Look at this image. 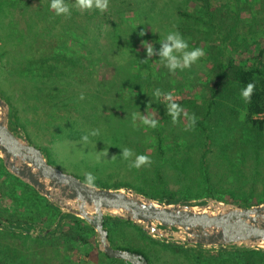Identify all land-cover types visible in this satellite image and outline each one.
<instances>
[{
    "label": "rangeland",
    "instance_id": "obj_1",
    "mask_svg": "<svg viewBox=\"0 0 264 264\" xmlns=\"http://www.w3.org/2000/svg\"><path fill=\"white\" fill-rule=\"evenodd\" d=\"M4 1L7 4L0 18V93L13 108L19 132L29 143L43 148L50 165L84 182H89L87 177L91 175L89 183L101 188L128 187L153 197L164 191L175 193L178 201L213 198L224 202L231 199L229 203L236 204L242 197H247L249 203L264 200V131L256 135L246 129L242 93L229 102L221 101V106L202 123L203 128L195 127L189 116L160 124L155 111L159 98H192L198 95L191 91L194 86L211 84L208 73L213 59L231 57L237 64H245L264 50V0H208V12L200 0H107L103 11L95 6L82 9L77 0H62L69 13L60 15L50 8L52 0L0 3ZM37 13L35 28L43 39V26L48 24L50 33L45 39L46 44H57L54 54L79 59L75 78L65 77L66 87L59 93L60 98H69L66 108L61 101L47 105L49 100L33 97L47 84L54 87L57 79L46 80L38 71L19 73L14 69L15 56L24 52L18 46L12 50L18 35H13L9 25L26 29ZM71 15L76 34L71 29ZM91 18L93 26L99 28L97 34L85 30L93 28ZM169 36L187 47L176 49ZM165 46L172 48L175 68H170L169 57L161 55ZM88 48L92 52L86 55ZM197 48L204 55L185 66L184 57ZM87 62L91 64L89 70L84 69L89 66ZM107 85L113 87L107 89ZM84 94L101 99V105L94 109L97 118L107 120L108 111L112 114L102 137L98 143L56 138L57 123L82 120L77 108L71 106L75 103L72 97ZM255 119L264 120V114ZM120 121L123 125L117 128ZM158 135L163 140L161 151ZM141 155L148 157V162L133 167ZM57 217L58 212L44 201H37L29 188L8 175L0 160V224L38 232L52 226ZM63 221L42 240L35 233L22 234L0 225V260L5 259V250L18 249L30 255L31 261L38 253L45 264H112L93 242L65 241L60 233L69 223ZM113 230L115 245L143 250L151 264H232L228 256L232 251L200 252L190 248L175 252L132 228L120 226ZM84 232L87 238L94 236L89 227Z\"/></svg>",
    "mask_w": 264,
    "mask_h": 264
},
{
    "label": "water",
    "instance_id": "obj_2",
    "mask_svg": "<svg viewBox=\"0 0 264 264\" xmlns=\"http://www.w3.org/2000/svg\"><path fill=\"white\" fill-rule=\"evenodd\" d=\"M9 114V105L0 94V159L6 171L61 215H72L90 225L97 248L106 257L148 264L141 254L111 246L104 228L106 217L131 222L165 245L264 252V201L249 207L213 198L166 203L128 187H98L50 165L40 147L10 129ZM58 221L42 233H29L46 235Z\"/></svg>",
    "mask_w": 264,
    "mask_h": 264
},
{
    "label": "trees",
    "instance_id": "obj_3",
    "mask_svg": "<svg viewBox=\"0 0 264 264\" xmlns=\"http://www.w3.org/2000/svg\"><path fill=\"white\" fill-rule=\"evenodd\" d=\"M200 1L202 2L201 4L202 8H204L208 12L209 9L208 0H200ZM6 4H7L6 1H4V3H0V18L3 15L2 12ZM46 7L49 8V4ZM37 15L38 13L36 14L35 19L33 18V20L31 21H29L30 19L28 20L29 24H27L28 27L26 29L19 30L18 28H16L18 27L17 24L9 25L10 28L8 29L13 33V35L16 36L18 35V42L17 44H14V46H12L14 48L12 50L16 51L15 48L18 46L19 50H23L24 52L19 56H15L17 62L14 65L15 66L14 69H18L19 73L24 71H30V72L38 71L40 75H43V78H45L46 80L57 79L58 82L55 84L54 87H51L50 84H47L46 87L39 88L38 93L33 95V97L40 96L45 101L49 100L47 105L49 104L54 105V102L59 103L61 101L60 103L62 104V107L66 108L67 107L66 101L67 100L69 101V98H60L59 93L61 91H64V88L66 87V83H64L65 77H70L73 79L75 78V72H74L76 68L75 63L78 62L79 59L74 61V59L71 57L66 58L64 56V53L58 55L54 54L55 52L54 50L56 49L57 44L55 43L56 46L52 42L46 44L45 37L49 36L50 33V30L48 32V24L43 26L44 27L42 32L43 39L39 36V33L35 28L38 22ZM182 15L185 17H191L192 19H196L197 21L201 19L199 17H195L192 14H188V13H182ZM71 17H72L70 24L71 29L74 30V33L76 34L77 27L74 26V23L72 21L73 15H71ZM92 18L91 21H89V23L92 24L93 26ZM98 29H99L98 27H94V26L92 29H90L89 27L88 28L85 27V30L87 32L93 34H97ZM95 42L96 39L93 42H90V45H93ZM90 48L92 49V46H90ZM91 52L92 50H89V48L88 50L85 51L86 55H88ZM97 52L103 53L100 49H97ZM87 63H89V66L88 67L84 66V69L89 70L91 64L90 62ZM211 63H212L211 68L209 69V73H208V76L210 77L211 80V84L207 82L203 86L196 85L191 89V91L193 90L194 92H197L198 95L196 94L192 98H187L186 96H182L180 100H172V99L164 100L163 98H159V100L155 105V111L158 117L157 120L158 123L160 124L174 123L177 120L182 119L184 116H189L191 117L192 123L195 127L203 128L202 123L208 119L209 115L211 114L214 108L218 109L221 106L220 105L221 101L229 102L232 99H236L238 93H242L243 90H245L249 84H252L254 87L252 89L250 98L246 100L242 96L244 103V111H245L244 125L250 133L261 135L262 132L264 131V120H257L255 119V117L264 113V50H261L257 56H252L251 58H249L245 64H237L234 61V59L231 57H227L225 59L215 58ZM144 79L148 81V78H144ZM47 83L49 82L47 81ZM61 83H64V86H60ZM112 87L113 86L111 85H107V89H111ZM2 98L4 99L3 96ZM5 101L8 103L10 110L9 127L12 131L16 133H20L19 131L21 127L14 120L13 108L8 100ZM72 101H75V103L71 106V108H77V111L81 115L82 120H79L77 122L76 121L68 122L67 119H65V122L59 124L57 123L55 126L56 138L57 137L67 138L68 140H83L84 142L90 141L93 143L94 142L98 143V140L100 139V137H102V129L106 125H109L108 124L109 119L112 120L111 112L108 111V114L106 115L107 120H100L99 118H97V114L96 112H94V109H97L101 105V99L97 98V96L95 95L89 96L88 94H84L83 96H78L77 98L72 97ZM173 105H175L176 107L173 108L172 107ZM231 112H232V116L236 118L237 114L233 111ZM93 117L95 120L94 122H91L90 119ZM120 125H123L122 121H120L118 125H116L117 128ZM157 131L161 132V129L158 128ZM93 133H96V135H93ZM120 133H122V130L118 132L119 135ZM119 135L116 137V139H119ZM157 142H158V150L161 151L163 147V140L161 139V137H159V135L157 136ZM41 149L43 150V148ZM2 166H3V162H2ZM4 170L6 171L5 168ZM8 175L12 176L9 173ZM21 183L32 191V196L36 198L37 201H41V200L44 201L46 205H48L56 212H58V217L56 221L58 220L59 221L56 227L46 235L35 234V236L39 237L40 240L45 239L44 237H49V235L55 231L58 225L64 222L63 220H67V222L69 223L68 227L66 228V230L61 231L60 233V236L65 241L79 242L81 244H90L93 242L97 248V244L95 240V232L90 225H88L84 220H80L72 215H61V212L57 208L49 204L45 198L39 196L35 192V190H33L30 186L24 184L23 182ZM114 188H118V187H114ZM138 192L142 193L141 191ZM209 196L214 197L212 194H210ZM153 198H158L159 200L164 201L166 203L178 202V199L175 198V193L172 192L161 191L159 197H153ZM228 201L232 202L231 199H228ZM261 202L262 201L258 203H249L247 197H242L238 200V203L236 204H238V206L241 207H249L251 205H256ZM56 221L54 222V224L56 223ZM0 225L10 231L31 235L29 233L30 230L27 229L14 227L8 224H4V225L0 224ZM52 226L48 228H51ZM120 226L132 228L146 239H149L150 241L156 244H160L163 247L170 248L175 252L178 251L187 252V249H190L176 245H165L159 243L149 238L148 235H146L141 230V228L133 225L131 222H126L110 217L104 218V228L107 231L108 240L111 246L113 248H119L141 254L146 258L148 264H151V261L148 255L143 250L136 249L130 246H117L113 243V238H114L113 229L119 228ZM85 227L91 228V230L94 232L93 237L87 238L85 236V232H84ZM48 228L39 230L38 233H42L44 230ZM32 230L37 231L35 229ZM194 249H197L200 252L203 251V249L201 248H194ZM225 251H232L230 254H228V256L232 258L231 259L232 264H264V252L260 250L233 249V250H225ZM3 253L5 254L6 257H4L5 259L0 260L1 264H45L44 258L38 255V253L35 255L33 254L35 256V259H33L32 261L29 258L30 255L27 256V253L22 254L21 252H19L18 249H7ZM244 255L245 258H242ZM105 258L110 260L112 264L115 263L127 264L122 260L110 259L106 256ZM62 264H67V263L64 262ZM68 264H76V263L75 262L71 263L69 261Z\"/></svg>",
    "mask_w": 264,
    "mask_h": 264
},
{
    "label": "clouds",
    "instance_id": "obj_4",
    "mask_svg": "<svg viewBox=\"0 0 264 264\" xmlns=\"http://www.w3.org/2000/svg\"><path fill=\"white\" fill-rule=\"evenodd\" d=\"M78 2V6L82 9H90L93 6H95L97 9L103 11L104 9H106L107 7V0H77ZM50 8L51 9H55L56 14L60 15V14H68L69 13V9L63 4L62 0H52L51 4H50ZM169 40H173L172 36L168 37ZM173 46L176 49H181V48H185L187 47V45L180 41V40H173ZM151 47L148 48V53L149 55H151ZM172 52V48H169L167 46L164 47L161 55L164 57H169L170 59V68H175L176 67V63L173 57L170 56V53ZM204 55V52L202 49H195L193 50L190 54L186 55L184 57V65L187 66L190 62H194L197 60V58L201 57ZM253 85L249 84L247 86V88L245 90H243L242 92V96L247 100L250 98L252 89H253ZM173 108H175L176 106L173 105ZM146 124H149V122L147 120L144 121ZM151 126H155V123L153 122V124H151ZM93 135H96V133H93ZM125 155H127V152L125 153ZM148 162V157L146 156H138L135 165H133V167H140L142 164ZM88 181L91 182L93 177L91 175H89L87 177Z\"/></svg>",
    "mask_w": 264,
    "mask_h": 264
},
{
    "label": "built area",
    "instance_id": "obj_5",
    "mask_svg": "<svg viewBox=\"0 0 264 264\" xmlns=\"http://www.w3.org/2000/svg\"><path fill=\"white\" fill-rule=\"evenodd\" d=\"M264 113H262L261 115H258L257 117L259 118L260 116H262Z\"/></svg>",
    "mask_w": 264,
    "mask_h": 264
}]
</instances>
